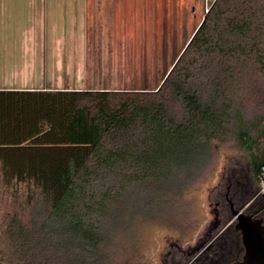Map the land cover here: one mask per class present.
Returning a JSON list of instances; mask_svg holds the SVG:
<instances>
[{
    "label": "trees",
    "instance_id": "trees-1",
    "mask_svg": "<svg viewBox=\"0 0 264 264\" xmlns=\"http://www.w3.org/2000/svg\"><path fill=\"white\" fill-rule=\"evenodd\" d=\"M243 83L264 95V0H215L157 89L0 90L1 175L37 201L3 230L0 264H51L61 250L82 264L124 198L170 187L213 140L234 139L259 179L264 110L247 116Z\"/></svg>",
    "mask_w": 264,
    "mask_h": 264
},
{
    "label": "rangeland",
    "instance_id": "rangeland-1",
    "mask_svg": "<svg viewBox=\"0 0 264 264\" xmlns=\"http://www.w3.org/2000/svg\"><path fill=\"white\" fill-rule=\"evenodd\" d=\"M214 1L95 0L99 13L90 12L87 19L100 36L88 37V43L102 48V57L108 49L109 61H101V68L94 70L99 83L88 87L157 89ZM240 88L238 99L244 101L247 116L264 110V95L249 94L245 83ZM209 94L207 88L203 98ZM171 107L181 121L186 115L183 103L174 99ZM239 163L250 165L234 139L213 140L205 161L185 169L170 187L160 183L135 189L109 221L103 246L82 264H163L169 251L195 245L213 220L211 202L222 174ZM33 191L25 183H6L0 172V236L15 218L26 221L31 216L37 203ZM71 255L61 250L50 262L75 264Z\"/></svg>",
    "mask_w": 264,
    "mask_h": 264
},
{
    "label": "crops",
    "instance_id": "crops-1",
    "mask_svg": "<svg viewBox=\"0 0 264 264\" xmlns=\"http://www.w3.org/2000/svg\"><path fill=\"white\" fill-rule=\"evenodd\" d=\"M96 5L0 0V90L98 89L88 85L99 83L94 70L108 60V49L102 57V48L88 43V37L100 36L87 19L99 13Z\"/></svg>",
    "mask_w": 264,
    "mask_h": 264
},
{
    "label": "flooded vegetation",
    "instance_id": "flooded-vegetation-1",
    "mask_svg": "<svg viewBox=\"0 0 264 264\" xmlns=\"http://www.w3.org/2000/svg\"><path fill=\"white\" fill-rule=\"evenodd\" d=\"M211 202L213 220L193 246L169 251L163 264H232L242 260L241 233L234 227L235 210H248L264 220V197L249 164L239 163L222 174Z\"/></svg>",
    "mask_w": 264,
    "mask_h": 264
},
{
    "label": "water",
    "instance_id": "water-1",
    "mask_svg": "<svg viewBox=\"0 0 264 264\" xmlns=\"http://www.w3.org/2000/svg\"><path fill=\"white\" fill-rule=\"evenodd\" d=\"M261 193V192H260ZM264 197V192L262 193ZM229 227L241 233L244 254L232 264H264V220L248 210H235Z\"/></svg>",
    "mask_w": 264,
    "mask_h": 264
},
{
    "label": "built area",
    "instance_id": "built-area-1",
    "mask_svg": "<svg viewBox=\"0 0 264 264\" xmlns=\"http://www.w3.org/2000/svg\"><path fill=\"white\" fill-rule=\"evenodd\" d=\"M259 187L261 194L264 192V168L261 172V176L259 177Z\"/></svg>",
    "mask_w": 264,
    "mask_h": 264
}]
</instances>
